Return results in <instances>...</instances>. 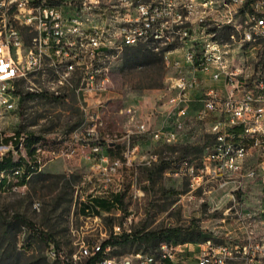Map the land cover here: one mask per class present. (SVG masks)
Returning <instances> with one entry per match:
<instances>
[{
	"label": "built area",
	"instance_id": "obj_1",
	"mask_svg": "<svg viewBox=\"0 0 264 264\" xmlns=\"http://www.w3.org/2000/svg\"><path fill=\"white\" fill-rule=\"evenodd\" d=\"M227 27L229 41L216 35ZM236 42L264 44V0H0V107L15 109L25 90L74 97L83 121L70 138L89 147L86 157L98 174L97 188L84 203L90 206L85 216L103 228L100 236L82 241L70 256L49 243L50 258L65 264H264V207L236 206L232 193L235 203L221 221L232 220L236 236L225 226L224 236L213 233L196 245L162 242L156 253L137 252L135 262L117 258L110 245H103L110 234L131 232V216L108 232L103 218L120 215V204L104 211L93 202L96 197L112 200L120 192L114 179L122 165L133 164L138 156L137 136L174 143L187 121L202 123L212 138L199 164L183 159L175 172L189 177L192 190L208 182L219 187L264 183V54L248 63ZM144 47L162 54L173 74L165 79L161 109L155 108L158 123L136 118V109L129 106L135 129H126L119 142L120 137L99 130L112 99L111 67L125 50ZM207 81L215 86L197 96ZM24 138L21 134L19 150ZM55 143L36 145L38 169L44 148L57 155ZM118 143L125 145L121 156L111 157L108 150ZM155 157L140 156L139 163L149 165Z\"/></svg>",
	"mask_w": 264,
	"mask_h": 264
},
{
	"label": "rangeland",
	"instance_id": "obj_2",
	"mask_svg": "<svg viewBox=\"0 0 264 264\" xmlns=\"http://www.w3.org/2000/svg\"><path fill=\"white\" fill-rule=\"evenodd\" d=\"M216 32L219 38L230 40L231 28H220ZM234 47H239L251 64L264 54L263 43L236 42ZM171 74L173 69L165 65L162 54L148 47L125 50L111 67L112 99L102 118L99 129L102 135H116L121 138L119 142H123L126 129H135L126 112L129 106L136 109V118L158 123L160 114L155 108L163 101L160 95L166 91L165 79ZM214 83L207 81L197 96L215 86ZM29 92L25 90L15 109L0 107V159L8 152L13 158L25 156L24 148L16 150L12 144L15 132L32 135L45 145L55 141L52 149L57 155L47 152V146L39 153L42 163L39 173L31 175L25 185L0 189V264H60L48 256L49 243L70 256L82 241L97 238L103 230L80 211L97 188L98 174L86 157L89 147L81 148L70 138L69 132L83 121L74 97L53 98ZM186 125L180 139L174 143L164 144L146 135L137 136L138 156L133 164L119 168L114 184L120 186L123 193L122 213L104 217V228L109 232L113 224L123 226L125 216H131L128 228L132 232H162L163 237L149 244L136 239L115 245L112 255L117 258L128 257L135 262L137 252L156 253L162 242L173 246L185 242L196 245L213 233L224 236L225 226L236 236L238 231L234 230L232 220L221 221L224 210L235 201H238L236 206L254 208L255 198L262 195L264 183L258 180L243 186L227 184L223 187L208 182L192 190L189 177L175 172L183 159L199 164L212 138L202 123L187 121ZM9 137L8 141H1ZM65 138H69L68 145L63 143ZM124 146L118 143L108 153L111 157H120ZM71 148L74 151L69 153ZM148 154H154L156 159L149 165L139 163V157ZM229 193L235 201H231ZM16 215L31 221L37 230L47 234V238L43 239L36 230L17 220Z\"/></svg>",
	"mask_w": 264,
	"mask_h": 264
},
{
	"label": "trees",
	"instance_id": "obj_3",
	"mask_svg": "<svg viewBox=\"0 0 264 264\" xmlns=\"http://www.w3.org/2000/svg\"><path fill=\"white\" fill-rule=\"evenodd\" d=\"M28 94H33L29 92ZM21 133L15 132L12 140L13 145H18ZM11 137V136H10ZM2 138L1 141H8L11 138ZM44 145L43 142L31 136H25L24 138V150L25 156L19 155L17 158H13L10 153L3 155L0 159V189L4 190L8 187L12 188L13 185L22 186L28 182V179L31 175L39 173V169L37 167L36 162V145ZM16 150H19L16 148ZM110 150V148H109ZM35 155V158L33 157ZM15 170H19V173H15ZM114 201L118 202L120 205L123 202V193L118 192L112 196V200L104 199V198H93V202L102 206L103 209L111 210L114 206ZM88 203H84L80 207V211L86 213L85 208H89ZM17 220L26 224L29 228L36 230L39 236L43 237V239L47 238V234L43 231H39L35 228L34 224L24 218L21 215L15 216ZM139 231H131L129 233L122 232L119 235L110 234V236L103 241V245H110L112 247V252L115 245H123L125 243H131L136 239H139L146 244H149L153 240H160L163 237L162 232H144L141 233ZM57 249V246H54ZM60 264H65L62 261L58 260Z\"/></svg>",
	"mask_w": 264,
	"mask_h": 264
},
{
	"label": "crops",
	"instance_id": "obj_4",
	"mask_svg": "<svg viewBox=\"0 0 264 264\" xmlns=\"http://www.w3.org/2000/svg\"><path fill=\"white\" fill-rule=\"evenodd\" d=\"M262 194L264 193V186H263V189H261L260 191ZM255 200L257 201L256 204H255V207H264V195H261V196H257L255 198ZM117 203L116 201H114V204ZM96 204V203H95ZM114 209V207L111 209V211ZM101 210H104V211H110V210H107V209H101ZM185 264H194L193 262L191 261H186Z\"/></svg>",
	"mask_w": 264,
	"mask_h": 264
},
{
	"label": "water",
	"instance_id": "obj_5",
	"mask_svg": "<svg viewBox=\"0 0 264 264\" xmlns=\"http://www.w3.org/2000/svg\"><path fill=\"white\" fill-rule=\"evenodd\" d=\"M18 146L16 145V148H17Z\"/></svg>",
	"mask_w": 264,
	"mask_h": 264
}]
</instances>
